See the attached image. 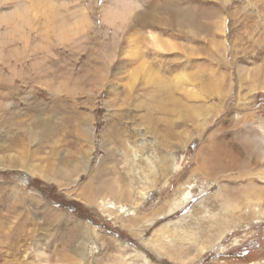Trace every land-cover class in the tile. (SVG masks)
Listing matches in <instances>:
<instances>
[{
    "label": "rangeland",
    "instance_id": "374dc122",
    "mask_svg": "<svg viewBox=\"0 0 264 264\" xmlns=\"http://www.w3.org/2000/svg\"><path fill=\"white\" fill-rule=\"evenodd\" d=\"M263 136L264 0H0V264H264Z\"/></svg>",
    "mask_w": 264,
    "mask_h": 264
},
{
    "label": "bare ground",
    "instance_id": "6f19581e",
    "mask_svg": "<svg viewBox=\"0 0 264 264\" xmlns=\"http://www.w3.org/2000/svg\"><path fill=\"white\" fill-rule=\"evenodd\" d=\"M159 37H160L159 35H156L154 33H149L148 34V41L152 45L158 44L159 47H160V49H161V51H169V50H172L173 51V48H174L173 46L175 44L172 46V43H173L172 41H171L172 43H170L169 40H167V39H159ZM157 87H158L159 93L162 94V95H164V98L166 99V101L167 100H170V94H169V89H168L169 86H166L165 83H164V81H162V82H159L157 84ZM159 99L160 98H158V101H160ZM166 101L165 102L163 101L164 105H165ZM160 103H161V101H160ZM252 142L254 143V150L257 153L258 157H263V159H264V141L259 142L257 140H253ZM228 150L229 149H227V148H220V147H214L213 149L210 148V150H209V156L214 161L213 168L215 169V171L227 173V171H232L234 168H236L238 166L239 160H237V158H235L234 155L225 154V153H228L229 152ZM72 169H73V171H76L77 170V167L76 166H73ZM218 170H220V171H218ZM211 171H213V170L211 169ZM64 173L65 174H68V170H64ZM212 173L213 172H209L208 171V172H205V175L210 176V175H212ZM48 177H46L47 180H51L52 179V178H48ZM93 178H95V177L93 176ZM93 178H90V180L87 181V184H86L87 186L85 185L84 187H86V190H87V187H88L89 190H91L94 193V195L97 194V193H100L99 195L103 194V196H105L104 195V192H107L108 191V187H106L105 185H102V183H99L97 186H94L93 181H92ZM86 197H89V196H86ZM97 197L99 198L100 196L97 195ZM88 200H89V202H92L93 198H90Z\"/></svg>",
    "mask_w": 264,
    "mask_h": 264
}]
</instances>
